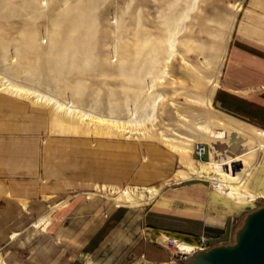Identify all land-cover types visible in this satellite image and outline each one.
Wrapping results in <instances>:
<instances>
[{"label":"rangeland","instance_id":"obj_1","mask_svg":"<svg viewBox=\"0 0 264 264\" xmlns=\"http://www.w3.org/2000/svg\"><path fill=\"white\" fill-rule=\"evenodd\" d=\"M260 21L264 0H0V190L11 182L12 201L46 214L13 218L10 237L76 196L131 208L109 186L159 193L205 162L245 186L264 134L219 112L213 95L234 37ZM90 117L141 120L148 133ZM195 143L206 155H194Z\"/></svg>","mask_w":264,"mask_h":264},{"label":"crops","instance_id":"obj_2","mask_svg":"<svg viewBox=\"0 0 264 264\" xmlns=\"http://www.w3.org/2000/svg\"><path fill=\"white\" fill-rule=\"evenodd\" d=\"M252 25L251 33L234 37L213 103L219 112L264 134V21ZM259 155L245 180L254 194L251 201L234 200L208 180L190 177L184 180H194L180 187L157 190L139 208L76 196L47 213L50 221L44 230L20 227L18 238L10 237L18 232L13 218L37 220L46 214L34 205L30 211L18 206L11 199L13 185L5 180L0 190V264H183V253L165 238L191 246L200 238L208 247L229 243L245 214L264 198V150Z\"/></svg>","mask_w":264,"mask_h":264},{"label":"bare ground","instance_id":"obj_3","mask_svg":"<svg viewBox=\"0 0 264 264\" xmlns=\"http://www.w3.org/2000/svg\"><path fill=\"white\" fill-rule=\"evenodd\" d=\"M11 88V86H10ZM13 88V87H12ZM27 92V90H26ZM48 100V99H47ZM56 108L57 109H65L67 114L74 115L76 118L80 119L81 122H84L85 119L82 118L84 116H88L86 113H79L75 108H72L74 106L72 105H62V103H59L58 101H55ZM64 107V108H63ZM67 116V115H66ZM75 118V117H74ZM93 118V117H92ZM91 117L88 119V122L91 121L92 124L95 125H103L105 127L110 128L111 130H114L118 133L124 134V135H135V136H144L147 132L146 128L144 129L139 127L140 121L138 120H132L129 119L127 122H122L119 120H103L101 118H97L93 120ZM134 119V118H133ZM131 126H134L131 127ZM137 126V127H136ZM150 132V131H149ZM148 133V132H147ZM147 135V134H146ZM263 147V145H262ZM181 148V147H180ZM217 159L220 162H226L228 160L226 153H221L217 155ZM225 164V163H224ZM220 172L215 169L209 162L202 163L198 167H188V172L186 174L180 175L177 182L190 178V177H197L200 179L208 180L211 182L212 186L220 193L234 199L237 201H251L254 198V194L246 189L244 186V183L238 182V181H231L223 175L219 174ZM219 174V176H218ZM229 175L230 178L234 179L232 175ZM226 175V176H227ZM108 186H103L101 189L105 190ZM108 189H111L109 193H111L114 198H116L117 202L121 201L123 203H128L131 208H139L141 205V201H151L152 198L156 195L157 189L154 187H148V188H134L135 190H127V187H119V186H109ZM117 190L116 192L114 190ZM105 195V194H104ZM143 202V201H142ZM56 205V204H55ZM49 223V217H43L42 219L38 220L34 225L35 231L38 230H44L46 228V225ZM174 248L177 250V252L180 253H191L194 250V247L190 244H187L185 242L174 240L173 243ZM196 249V248H195ZM160 264H170V263H160Z\"/></svg>","mask_w":264,"mask_h":264},{"label":"water","instance_id":"obj_4","mask_svg":"<svg viewBox=\"0 0 264 264\" xmlns=\"http://www.w3.org/2000/svg\"><path fill=\"white\" fill-rule=\"evenodd\" d=\"M183 264H264V204L245 214L233 241L198 249Z\"/></svg>","mask_w":264,"mask_h":264},{"label":"built area","instance_id":"obj_5","mask_svg":"<svg viewBox=\"0 0 264 264\" xmlns=\"http://www.w3.org/2000/svg\"><path fill=\"white\" fill-rule=\"evenodd\" d=\"M193 153L196 157L198 158H201L203 157L204 155H206L207 153V146L203 143H195L194 144V147H193ZM169 243L173 244L174 243V240L171 239L169 240ZM196 249L195 250H198V249H206L208 246L205 244V241L204 239H202L198 245H195L194 246ZM194 250V251H195ZM184 257H186L188 255V253H183Z\"/></svg>","mask_w":264,"mask_h":264}]
</instances>
